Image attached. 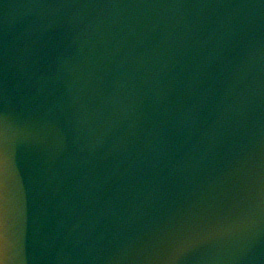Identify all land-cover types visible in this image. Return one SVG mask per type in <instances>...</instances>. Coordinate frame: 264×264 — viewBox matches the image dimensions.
Masks as SVG:
<instances>
[{"label": "water", "instance_id": "obj_1", "mask_svg": "<svg viewBox=\"0 0 264 264\" xmlns=\"http://www.w3.org/2000/svg\"><path fill=\"white\" fill-rule=\"evenodd\" d=\"M0 74L20 264H264V0H0Z\"/></svg>", "mask_w": 264, "mask_h": 264}, {"label": "snow or ice", "instance_id": "obj_2", "mask_svg": "<svg viewBox=\"0 0 264 264\" xmlns=\"http://www.w3.org/2000/svg\"><path fill=\"white\" fill-rule=\"evenodd\" d=\"M3 80L0 74V264H20L14 252V236L10 224L12 186L7 148V115L2 103Z\"/></svg>", "mask_w": 264, "mask_h": 264}]
</instances>
